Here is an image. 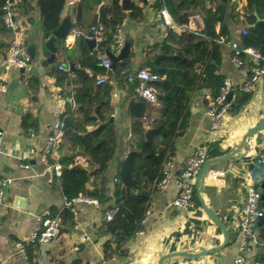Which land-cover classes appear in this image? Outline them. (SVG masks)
I'll list each match as a JSON object with an SVG mask.
<instances>
[{"label": "crops", "instance_id": "crops-1", "mask_svg": "<svg viewBox=\"0 0 264 264\" xmlns=\"http://www.w3.org/2000/svg\"><path fill=\"white\" fill-rule=\"evenodd\" d=\"M69 1L71 4H69ZM113 0H47L41 9L51 16L41 18L37 13L38 0H13L15 30L11 31L10 46L20 48L34 47V60L25 71L11 70L3 75V89L0 90V187L7 180V192L3 196L0 206V264H29L24 256L17 253L14 243L27 244L31 233L33 216L40 214H54L63 204V196L59 190L50 187L48 177L49 165L41 161L42 152L49 135L50 125L66 109L71 111L75 104L71 98H63L54 86L53 79L48 78L50 66L59 61L60 66L71 68L67 54L75 55V41L81 34L78 27H74L60 40H54L57 49L53 62L46 59L50 52L44 48V43L51 37L52 31L65 18L69 17V7L83 2V9L89 8L96 2L95 13L102 7H108ZM155 0H129L142 9L144 20L141 23L122 24L124 42L129 43V53L133 70H137L143 58L151 56L152 52H144V47L160 43L156 29ZM218 0H214V5ZM121 8V0H119ZM244 0H227V11H234L242 15ZM45 7V8H44ZM47 8V10H46ZM122 10V8H121ZM124 11V10H123ZM90 17V13H86ZM202 19L198 14L188 16V24L183 29L194 31L202 35ZM220 25L215 26L216 33L220 32ZM243 26L232 29V42L221 50L222 61L220 73L231 85L245 81L248 77V62L244 61L238 68L230 63L231 46L237 44V36ZM230 29V28H229ZM88 28H86V32ZM86 32L83 33L85 39ZM48 34V38L45 35ZM10 42L4 35L0 36V45ZM10 48V47H9ZM5 49L0 51V58L6 55ZM60 54V57L58 56ZM58 69V68H57ZM73 69V67L71 68ZM59 70V69H58ZM93 81L96 76H91ZM37 80V93L34 94V83ZM151 91L159 97V89L151 85ZM205 92H193L190 97V116L187 129L177 138L174 144V155L171 159L174 174L179 173L185 160L196 150L205 148L211 141H218L223 150L236 152L224 163H219L214 170L224 171V175L217 178V182L205 177L201 198L214 214H221L223 219L230 214V226L235 228L234 218L244 201L245 179L252 168L248 167L245 157L252 152L261 151L264 147V130L261 132L260 143L253 136L248 144L240 147L242 139L250 129L264 119V76L256 84L251 99L240 113L225 116L224 126L219 135L210 140L208 137V118L201 105ZM136 97L127 94V86L115 85L111 92L110 107L117 108L111 125L116 136L112 140V161L108 166V177L112 178L117 162L127 154L126 139L133 123L128 115V104ZM139 99V98H138ZM140 100V99H139ZM142 101V100H141ZM148 113L152 116L156 109L148 107L143 101ZM25 119V128L22 121ZM95 126H83L77 129L80 134L93 130ZM35 138V140H30ZM256 150V151H255ZM256 152L253 158L258 154ZM51 157L57 158L56 148ZM251 160V159H250ZM228 161V162H227ZM75 164L87 167V159L77 157ZM20 165H27L22 169ZM111 187V186H110ZM3 191V188H2ZM177 190L173 186L162 191H155L149 195V209L144 220V230L141 235L131 237L120 248L125 250V257H115L104 260L101 254L100 238L95 234V227L100 221L98 208L85 203L72 206V226L68 222H60V233L56 239L45 244L37 251L32 264H157L159 259L167 254L186 252L199 253V249L212 251L223 241L222 234L207 219L199 208L184 211L168 206L175 197ZM24 198L26 206H18L15 198ZM236 229V228H235ZM263 243L259 238L258 228L255 226L251 252L248 256L250 263L260 261ZM238 237L235 242L212 255H205L196 260L185 257H173L164 260L162 264H230L237 254Z\"/></svg>", "mask_w": 264, "mask_h": 264}, {"label": "trees", "instance_id": "trees-1", "mask_svg": "<svg viewBox=\"0 0 264 264\" xmlns=\"http://www.w3.org/2000/svg\"><path fill=\"white\" fill-rule=\"evenodd\" d=\"M7 0H0V36L4 35L10 42L0 45V51L8 49L11 44V30L2 24V7ZM13 1V0H9ZM37 2V13L41 18L51 15L41 9L42 3ZM46 7L47 0H42ZM242 15L234 11H227V0H155L154 8L164 7L173 22L180 26L188 24V16L198 14L207 21L211 36L183 29L179 33L168 31L166 37L150 47H144L143 53L152 52L150 57L143 58L138 69L133 70L128 58L116 62L112 67L104 69L99 57H106V52L114 54L109 49L111 32L121 27L124 22L141 23L144 20L142 9L131 4L129 10L120 8L119 0H113L108 7H102L95 13L96 2L83 9V2L69 7L70 22L80 29L81 34L76 38L75 55L67 54V60L73 69L68 72L58 70L59 61L49 68L48 78L58 88L63 98H71L75 108L65 110L58 115L61 122V138L56 147L57 158L47 157V164L57 162L60 167V176L54 178L50 187L59 190L65 200H71L78 194L85 195L97 202L100 221L95 227V234L104 238L101 244V254L104 260L112 257H125L126 251H120L125 242L134 236L137 231H143L141 224L144 211L149 203V196L156 190L154 184L161 178L160 168L166 161H171L174 155V144L178 137L187 129L190 116L189 102L193 92H205L201 105L206 110L216 106L215 99L223 86L225 77L220 73L222 53L225 45L232 42V29L243 26L245 34L237 36L236 47L257 50L264 57V0H244ZM43 7V6H42ZM44 7V8H45ZM47 10V8H46ZM90 13L87 17L86 13ZM220 25V32L216 33L215 26ZM101 26L102 41L91 52L87 50L83 33ZM230 28V29H229ZM48 38V34L45 35ZM220 40L216 43L215 40ZM3 52V51H2ZM60 57V54L58 55ZM3 54L0 58L3 59ZM241 64L251 61L240 53ZM240 64V65H241ZM140 68L146 69L152 80L147 85L156 86L160 95L157 99V108L153 116L148 113L144 104L138 99L135 89L138 81L135 76ZM104 76L106 83L96 84L91 76ZM250 72L248 71V77ZM247 77V78H248ZM37 80L34 83V94L37 93ZM115 85L127 86V94L136 97L128 104V115L133 119L127 139V154L116 164L111 179L108 177V166L112 161V140L116 133L109 122L112 115L110 107L111 92ZM236 85V84H235ZM231 100L228 102L226 114L237 115L251 99V93H245L235 88ZM95 126L85 134L77 132L83 126ZM25 128V119L22 121ZM229 151L223 150L218 141H211L206 145L205 160H214L222 157ZM87 159V167L75 164V159ZM264 157V147L258 154L249 160L248 167L258 164ZM225 162V161H224ZM223 162V163H224ZM228 162V161H227ZM219 164V163H218ZM214 164L209 170H214ZM221 165V164H219ZM253 188L259 196V210L262 216L256 223L260 241L263 243V253L259 260L264 259V165L254 175ZM111 186V187H110ZM195 208H199L195 190L191 197ZM113 212L111 220H106V214ZM54 214H49L54 216ZM223 219L221 214L216 218L226 229L228 245L235 242L238 233L230 226V214ZM73 216L68 209L60 214V222L72 223ZM72 226V224H71ZM219 232V229L216 228ZM37 243L24 245L25 258L29 264L37 252Z\"/></svg>", "mask_w": 264, "mask_h": 264}, {"label": "built area", "instance_id": "built-area-1", "mask_svg": "<svg viewBox=\"0 0 264 264\" xmlns=\"http://www.w3.org/2000/svg\"><path fill=\"white\" fill-rule=\"evenodd\" d=\"M69 4H71L70 1ZM13 9L14 2L9 0L5 1L2 7V24L6 29L11 31L15 30ZM156 29L159 33L160 39L163 40L166 37L168 31L172 30L178 32L181 27L173 22L167 10L162 7L157 10ZM102 31L103 28L101 26H97L96 28L91 30V38L94 40V49H96L102 41ZM240 32L241 34L246 33L244 29H241ZM215 42L220 43V40L216 39ZM123 44L124 38L122 27H117L114 29V31L111 32V42L109 44V49L114 52V54H117ZM240 53L247 56L251 61V67L249 70L250 75L245 81L236 84L235 88L239 91L253 94L256 84L264 76V57H262L260 53L255 49L243 48L241 51H239L236 45H232L230 63L236 68L240 66ZM98 59L100 60L101 66L104 69L109 68L110 61L108 58L99 57ZM30 63L31 59L25 48H20L18 46L10 47L5 57L0 60V90H2L4 87L3 75H5L6 72L11 70L23 69L26 66L30 65ZM58 69L68 72L67 67L58 66ZM135 79L138 81V86L135 89L136 96L140 100H142L148 107L156 109L158 97L151 91V87L147 85V83L152 80V77L150 76L148 71L146 69L140 68L135 76ZM94 81L96 84H103L107 82L104 76L96 77ZM233 86L234 85H231L229 81L225 80L223 86L219 90V95L215 99L216 106L205 110V114L208 118V137L210 140L215 139L224 126V119L227 115L226 110L228 106L226 95ZM116 112L117 108L113 107L111 116H115ZM61 126L62 125L58 117H56L50 125L49 135L47 137L41 156V161L43 163L47 164V157H51L53 151L59 144L62 135ZM2 135L3 133L0 130V141L2 139ZM1 151L2 150L0 145V154ZM205 152V148L196 150L185 160L181 170L177 174L173 173L171 161H166L162 164L160 168L161 178L154 184L153 187L156 191L165 190L169 186H173L176 188L177 194L169 201L168 206L179 208L184 211H192L195 209V205L191 199L192 191L194 189L195 178L198 170L205 161ZM258 164L260 166L264 165V157L260 158ZM20 167L25 170L28 169L27 165H20ZM60 170L61 167L57 162L49 165L48 177L50 182L54 178H58L60 176ZM254 172L255 169L252 168L246 176L244 187V201L240 207V210L237 212L236 217L233 219L235 228L238 233V250L237 254L232 259L230 264H264V259L250 263L248 258L251 252L250 246L253 240L254 227L259 218L262 216V213L259 210V196L257 191L253 188L255 180ZM223 175L224 171L217 170H209L207 173V176L215 182H217V178H220ZM9 185V180L1 184L0 206L3 202L2 188ZM77 203H85L98 208L97 202L95 200L82 194H78L76 197L72 198L69 201L63 198L62 207L54 216H51L49 214H40L33 216L32 230L27 239V242L37 243V251H40L45 244L55 240L60 229L61 212L64 209H68L70 212H72V206ZM148 209L149 203L147 209H145L144 211V215L141 221L142 225L144 224ZM112 216L113 212L107 213L106 220H111ZM142 232V230L137 231L136 233H134V236L141 235ZM101 244L102 242L99 243L100 247ZM14 247L19 255L25 257L24 244L15 242Z\"/></svg>", "mask_w": 264, "mask_h": 264}, {"label": "water", "instance_id": "water-1", "mask_svg": "<svg viewBox=\"0 0 264 264\" xmlns=\"http://www.w3.org/2000/svg\"><path fill=\"white\" fill-rule=\"evenodd\" d=\"M121 8L124 11L129 10L130 8V3L129 0H121ZM202 32L205 36L210 37L211 36V31L208 29V25H207V21L205 19H202ZM74 28V25L70 22V18L69 17H65L60 24L52 31L51 33V37L44 43V48L47 49L50 52V56L48 57L47 62L50 64L53 62V58H54V54L56 53L57 49L54 47L53 42L54 40H60L63 39L64 37H66V35L69 33L70 30H72ZM92 37V33L91 31H87L86 35H85V45L87 47V50L89 52H91L94 49V40L91 38ZM30 59H31V63L30 65H32V62L34 60V47H29L26 49ZM129 55V43L128 42H124L123 46L119 49L117 54H112L109 52H106V56L110 61V66L112 67L116 62L125 60L126 58H128ZM70 67L72 68V65H70ZM27 68V67H26ZM26 68L20 69L19 72L22 73L25 71ZM231 96H232V92L229 91L226 95V101L230 102L231 100ZM113 119L110 118L109 122L112 123ZM264 130V119H262L255 127H253L252 129H250L248 131V133L245 135V137L242 139V142L240 144V147L243 144H248L249 140L255 136L256 137V142L259 144L260 143V139H261V132ZM30 140H35V138L30 139ZM256 151V150H255ZM258 152V151H256ZM256 152H252L249 155H246V159L250 160L253 158L254 154ZM236 154V152H228L227 154L223 155L222 157L216 158L214 160H205L203 162V164L200 166L198 173L196 175L195 178V184H194V190H195V194H196V198L197 201L199 203L200 209L202 210V212L206 215L207 219L217 228L220 230L222 237H223V241L221 243V245H219L218 247H216L214 250L209 251V250H204V249H199V253L197 254H189L186 252H177V253H171V254H167L162 256L157 264H162V262L164 260H168L170 258L173 257H185L188 259H192V260H196L199 257L205 256V255H212L215 254L217 252H219L220 250L224 249L227 244H228V235H227V231L226 229L222 226V224L220 223V221H218V219L216 218V215L214 214V212L212 211V209H210L209 207H207L204 203V201L201 198V193L203 190V182L205 177L207 176V173L210 169V167L214 164H218V163H222L228 159H231L234 155ZM7 192V188L6 186L3 187V196L6 195ZM143 196L148 197V194H144ZM15 202L18 204V206H26V201L24 198H19L16 197ZM60 233V231H59ZM168 264V263H166Z\"/></svg>", "mask_w": 264, "mask_h": 264}, {"label": "rangeland", "instance_id": "rangeland-1", "mask_svg": "<svg viewBox=\"0 0 264 264\" xmlns=\"http://www.w3.org/2000/svg\"><path fill=\"white\" fill-rule=\"evenodd\" d=\"M251 168V167H250ZM252 168H254L255 169V172L254 173H257V172H259L260 171V168H261V166L259 165V164H254V165H252ZM255 175V174H254ZM255 226H256V224H255Z\"/></svg>", "mask_w": 264, "mask_h": 264}]
</instances>
